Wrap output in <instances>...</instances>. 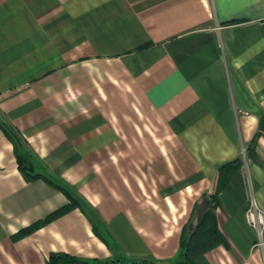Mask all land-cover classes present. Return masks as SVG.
Masks as SVG:
<instances>
[{"label": "crops", "instance_id": "1", "mask_svg": "<svg viewBox=\"0 0 264 264\" xmlns=\"http://www.w3.org/2000/svg\"><path fill=\"white\" fill-rule=\"evenodd\" d=\"M263 116L264 0H0V264L175 261L238 158L197 264H264Z\"/></svg>", "mask_w": 264, "mask_h": 264}, {"label": "trees", "instance_id": "2", "mask_svg": "<svg viewBox=\"0 0 264 264\" xmlns=\"http://www.w3.org/2000/svg\"><path fill=\"white\" fill-rule=\"evenodd\" d=\"M263 127L264 116L260 120V128ZM5 129L11 140L14 142L15 149H18L20 144L25 142L22 134L16 129H11V127L5 126ZM253 157L255 158V155H253ZM17 159L21 170L26 172L27 169L31 167L30 160L24 154L18 153ZM242 164V160L238 158L221 165L218 186L215 193L212 194L215 201H217L220 191L228 184L233 174L242 166ZM219 244H227V240L218 227L214 213L211 209H208L201 222L197 224L192 231L189 232L185 228L181 240V252L175 261L160 262L156 260H136L128 263L125 261L113 260L100 263L79 259L66 253L53 252L49 256L48 264H197V258L200 255Z\"/></svg>", "mask_w": 264, "mask_h": 264}, {"label": "built area", "instance_id": "3", "mask_svg": "<svg viewBox=\"0 0 264 264\" xmlns=\"http://www.w3.org/2000/svg\"><path fill=\"white\" fill-rule=\"evenodd\" d=\"M246 216L249 224L258 230L259 234L261 235V243L263 244L264 209L259 204L255 196H252V198L250 199Z\"/></svg>", "mask_w": 264, "mask_h": 264}, {"label": "water", "instance_id": "4", "mask_svg": "<svg viewBox=\"0 0 264 264\" xmlns=\"http://www.w3.org/2000/svg\"><path fill=\"white\" fill-rule=\"evenodd\" d=\"M212 203H213V199L210 196L206 195L203 197L195 213L196 225L201 222L206 211L208 210V208L211 206Z\"/></svg>", "mask_w": 264, "mask_h": 264}, {"label": "rangeland", "instance_id": "5", "mask_svg": "<svg viewBox=\"0 0 264 264\" xmlns=\"http://www.w3.org/2000/svg\"><path fill=\"white\" fill-rule=\"evenodd\" d=\"M252 198V197H251ZM250 203V202H249ZM249 206V205H248ZM248 208V207H247ZM246 212H247V209H246ZM246 218H247V216H246ZM247 222H248V220H247ZM248 224H249V222H248ZM250 225V224H249ZM251 226V225H250ZM253 227V226H252ZM256 229V228H255ZM264 231V230H263ZM259 233V232H258ZM259 235V237L261 238V235L260 234H258ZM141 261H145V259L144 260H141ZM146 261H149V260H147L146 259Z\"/></svg>", "mask_w": 264, "mask_h": 264}]
</instances>
